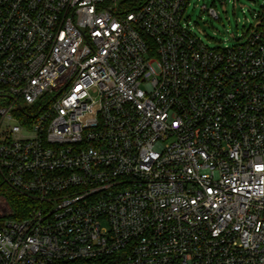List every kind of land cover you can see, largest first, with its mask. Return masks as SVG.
I'll use <instances>...</instances> for the list:
<instances>
[{"label": "built area", "instance_id": "1", "mask_svg": "<svg viewBox=\"0 0 264 264\" xmlns=\"http://www.w3.org/2000/svg\"><path fill=\"white\" fill-rule=\"evenodd\" d=\"M190 4L0 0V264H264V14Z\"/></svg>", "mask_w": 264, "mask_h": 264}, {"label": "rangeland", "instance_id": "2", "mask_svg": "<svg viewBox=\"0 0 264 264\" xmlns=\"http://www.w3.org/2000/svg\"><path fill=\"white\" fill-rule=\"evenodd\" d=\"M191 0L185 16L192 31L210 48H222L244 43L245 34L256 22L259 14H264V0ZM214 6L218 18H214L202 10ZM5 193L6 188L0 176V186ZM14 191V190H13ZM0 193L3 201L10 205L6 195ZM2 209V208H1Z\"/></svg>", "mask_w": 264, "mask_h": 264}, {"label": "trees", "instance_id": "3", "mask_svg": "<svg viewBox=\"0 0 264 264\" xmlns=\"http://www.w3.org/2000/svg\"><path fill=\"white\" fill-rule=\"evenodd\" d=\"M4 185L0 186V193H4L3 187ZM10 203L11 209L14 211V214L16 217L23 215V209L26 208V206L30 205V200L26 198L25 196H22L21 194L13 191L12 189L6 188V191L4 193Z\"/></svg>", "mask_w": 264, "mask_h": 264}]
</instances>
